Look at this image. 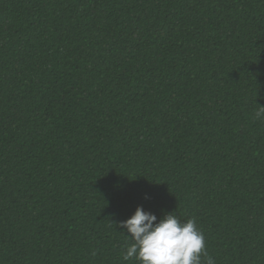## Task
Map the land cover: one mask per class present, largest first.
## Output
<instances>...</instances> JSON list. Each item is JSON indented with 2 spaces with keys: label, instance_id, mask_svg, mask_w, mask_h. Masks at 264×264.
Wrapping results in <instances>:
<instances>
[{
  "label": "trees",
  "instance_id": "trees-1",
  "mask_svg": "<svg viewBox=\"0 0 264 264\" xmlns=\"http://www.w3.org/2000/svg\"><path fill=\"white\" fill-rule=\"evenodd\" d=\"M256 105L264 0H0V264H139L137 206L264 264Z\"/></svg>",
  "mask_w": 264,
  "mask_h": 264
},
{
  "label": "clouds",
  "instance_id": "clouds-1",
  "mask_svg": "<svg viewBox=\"0 0 264 264\" xmlns=\"http://www.w3.org/2000/svg\"><path fill=\"white\" fill-rule=\"evenodd\" d=\"M257 106L254 119L264 120V107ZM147 198V197H145ZM128 235L122 259L139 264H216L209 255L204 233L194 218L181 222L174 213L157 216L141 206L116 225Z\"/></svg>",
  "mask_w": 264,
  "mask_h": 264
}]
</instances>
